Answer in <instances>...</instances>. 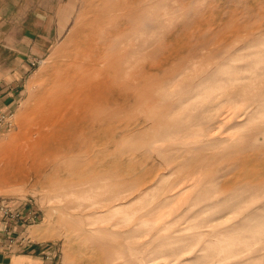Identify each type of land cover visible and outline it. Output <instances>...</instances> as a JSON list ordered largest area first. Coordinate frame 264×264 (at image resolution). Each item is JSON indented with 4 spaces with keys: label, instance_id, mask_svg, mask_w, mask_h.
<instances>
[{
    "label": "rangeland",
    "instance_id": "obj_1",
    "mask_svg": "<svg viewBox=\"0 0 264 264\" xmlns=\"http://www.w3.org/2000/svg\"><path fill=\"white\" fill-rule=\"evenodd\" d=\"M2 6L3 19L19 34L35 33L45 54L0 122V150L15 142L34 90L91 27L79 22L80 0ZM159 14L158 25H127L120 45L129 47V62L138 45L143 61L171 52L158 72L144 63L153 79L144 88L160 82L162 96L123 118L170 127L144 121L132 136L102 139L91 167L106 173L105 182L89 191L71 188L80 177L47 185L27 169L0 183V199L38 210L27 230L54 245L57 264H264V0H166ZM115 152L118 179L143 177L120 187L116 200L108 192L114 177L107 178L119 167ZM106 156L109 165L99 169Z\"/></svg>",
    "mask_w": 264,
    "mask_h": 264
},
{
    "label": "bare ground",
    "instance_id": "obj_2",
    "mask_svg": "<svg viewBox=\"0 0 264 264\" xmlns=\"http://www.w3.org/2000/svg\"><path fill=\"white\" fill-rule=\"evenodd\" d=\"M165 2L80 0L79 14L82 6L84 9L79 22L85 25L87 21L91 27L83 33L79 32L81 36L71 52L52 66L43 82L34 90L32 103L24 112L19 130L16 129L15 142L0 150V183L5 184L18 177H14V172L16 174V171L28 169L37 182L47 185L66 178L74 180L80 177V181L71 188L89 191L93 182H105L102 177L106 173L91 167L94 157L99 153V146L104 147V142H100L102 139L109 138L113 133L119 138L132 136V130L141 128L144 121H151L162 129L170 127L171 124L166 126L162 120L155 122L148 116L143 119L123 117L153 99H160V82H156L153 90L144 88V84L153 80L144 72V63L146 71L158 72L169 63L171 52H164L168 54L160 58L155 55L143 61L138 45L134 48L133 60L129 62V47L120 45L127 39L124 34L127 25L139 26L145 19L152 21V25H158L159 13ZM136 38L140 39L139 36ZM151 115L156 116L158 113ZM170 133L168 131V135ZM102 152L105 154L106 148ZM108 161L107 156L103 157L98 168L101 169ZM111 162L119 167L116 172L107 174V178L114 177L108 190L110 197H114L120 187L131 188L143 178L142 174L136 172L132 173V182H129L131 177L118 179L117 172H120L123 164L118 152L114 153ZM125 162L129 165L132 159ZM85 165L87 167L81 170ZM81 258L86 260L83 255Z\"/></svg>",
    "mask_w": 264,
    "mask_h": 264
},
{
    "label": "crops",
    "instance_id": "obj_3",
    "mask_svg": "<svg viewBox=\"0 0 264 264\" xmlns=\"http://www.w3.org/2000/svg\"><path fill=\"white\" fill-rule=\"evenodd\" d=\"M3 1L0 0L1 11ZM4 9H9V3ZM34 37L35 33L15 32L10 20L3 19V13L0 12V115L6 114L16 102L27 72L45 54L44 47L40 44L37 46ZM47 40L44 39L45 42ZM26 234L29 243H13L8 248L0 232V264H52L53 260L48 256L50 245L32 239L28 230Z\"/></svg>",
    "mask_w": 264,
    "mask_h": 264
},
{
    "label": "built area",
    "instance_id": "obj_4",
    "mask_svg": "<svg viewBox=\"0 0 264 264\" xmlns=\"http://www.w3.org/2000/svg\"><path fill=\"white\" fill-rule=\"evenodd\" d=\"M6 114L0 115V122L5 118ZM39 220L38 210L34 206L26 203H11L4 199H0V230L4 237V244L9 248L13 243L30 242L26 232L27 229L37 223ZM50 254L52 264L55 262L57 250L54 245H50Z\"/></svg>",
    "mask_w": 264,
    "mask_h": 264
}]
</instances>
